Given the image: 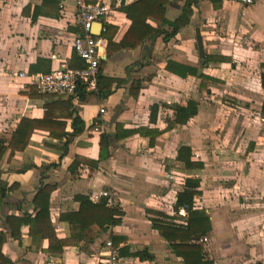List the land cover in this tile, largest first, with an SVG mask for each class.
Returning <instances> with one entry per match:
<instances>
[{"label":"crops","instance_id":"0c3cea01","mask_svg":"<svg viewBox=\"0 0 264 264\" xmlns=\"http://www.w3.org/2000/svg\"><path fill=\"white\" fill-rule=\"evenodd\" d=\"M100 1L110 4L112 13L104 22L115 28L110 53L105 38L100 72L117 81L107 97L95 91L79 100L41 93L28 78L13 75L77 64L75 0H0V139L8 146L22 119L32 120L34 127L23 151L10 155L7 149L0 160L1 178L15 185L0 207V230L7 235L4 255L11 264H97L110 238L119 248V264H186L153 222L187 225L189 213L177 211L175 204L187 179H194L199 185L193 208L211 224L210 232L197 240L203 261L264 264V0L249 6L195 0L189 24L168 41L164 33L154 34L152 54L146 47L154 35L135 49L115 47L131 20L119 9L121 0L114 5L113 0ZM185 3L168 0L166 19L179 18ZM144 10L150 25L173 31L159 13ZM186 67L197 73L185 74ZM203 74L209 78L202 79ZM193 99L198 113L185 122L177 120L176 107H186ZM154 105L158 109L153 119ZM76 116L84 127L75 128ZM229 123L231 131L224 133ZM117 124L121 134L139 127L160 132L151 145L140 133L118 137ZM72 132L79 133L67 135ZM102 133L111 138L107 157L99 160ZM69 139L73 140L67 145ZM185 159L202 166L186 167ZM75 160L79 164L71 171ZM54 163L57 166H51ZM47 184L54 185L50 222L58 239L71 237L62 215L79 209L77 194L90 198L101 190L111 191L120 223L107 231L93 225L79 244L58 245L61 252L48 251L49 239H34L26 224L13 235L7 216L35 214L33 199ZM141 252L152 257L141 258Z\"/></svg>","mask_w":264,"mask_h":264},{"label":"trees","instance_id":"16d2710c","mask_svg":"<svg viewBox=\"0 0 264 264\" xmlns=\"http://www.w3.org/2000/svg\"><path fill=\"white\" fill-rule=\"evenodd\" d=\"M168 0H136L132 4H127L125 0H121L119 9L126 13L127 17L131 20V25L127 32L125 33L122 40L117 43L115 47L118 49H135L143 42L151 38L154 34L164 33V40L168 41L176 32L183 26L190 23V16L193 13L192 5L195 0H186V3L183 7V12L181 16L174 21H169L165 17L166 8L165 4ZM115 0H113L114 5ZM148 9L150 11L159 13L163 17V22L171 25L173 27L172 32L161 31V29L155 28L147 22L149 17L148 13L144 10ZM106 31L102 33L103 37L106 38L109 42L108 51H112L111 45L113 41L114 26L110 25L108 22H105ZM209 56L205 55V61L208 63ZM77 64L74 67L84 66V62L76 55ZM103 61V60H102ZM102 61L100 64V71L102 70ZM167 68L170 70H176V68L169 65ZM190 71L191 74H196L197 70L195 68L186 67L185 74ZM184 74V73H182ZM184 74V75H185ZM209 78L207 75L203 74L202 79ZM117 79L106 77L101 74L98 77V87L96 94L99 97H107L113 91V83ZM262 86L264 88V74H262ZM88 94L83 86H79L75 95H72L70 98H78L79 100H86ZM158 107L154 105L152 107V116L153 119L156 116ZM176 116L177 120L187 121L190 117L195 116L198 111V102L196 100H191L188 102L186 107L178 106L176 107ZM264 112V104H263ZM43 119L46 121L50 119V116L47 114ZM42 119V120H43ZM32 120L22 119L18 128L14 131V134L11 140L8 143V146L5 145V141L0 139V160L2 159L5 151L10 149V155L14 154L16 151H23L30 140L31 134L34 130V127L31 126ZM79 124L84 127V122L78 116L74 118L75 128L78 129ZM122 126L116 125V135L127 136L135 133H140L143 136H148L150 138L151 145H154L156 137L159 135V130L139 127L132 130L123 129V134H121ZM81 132V131H79ZM79 132H72V134H67L68 136L74 137ZM111 135L108 133H102L100 139V156L99 160H103L108 155V149L110 144ZM73 139L67 141V145ZM186 150L181 149V152ZM186 160V159H185ZM79 164L78 161H74L70 166V170L74 169ZM186 167H200L202 164L193 163L190 160H186ZM51 166H57V163H54ZM199 185L198 180L187 179L186 188L178 193L177 202L175 204V209L184 208L190 215V218L187 221V225H179L176 223L163 221V220H154V226L163 231L164 236L169 242H172L173 249L179 256H182L186 264H208L203 261V251L201 245L198 243L201 237L206 236L211 230V224L209 218L203 213L197 212L194 210V197L197 194L198 190L196 189ZM15 185L9 186L8 183L1 178L0 175V207L3 204L7 194L10 190H14ZM54 189V185L47 184L42 189H40L35 198L33 199V205L35 209V214L26 212L23 217H17L14 215H8L7 220L12 228L13 235L20 234V227L22 224L29 226V234L34 238H48L50 241V246L48 251L56 252L62 250V248H57L58 245L66 244L69 242H74L79 244L80 240L86 238V229H91L93 225L99 226L102 231H107L109 226L120 223V219L117 217L121 213L117 211L114 207L107 205V198H103L100 201H92L86 194H77L75 200L80 203V207L77 211L66 213L62 215L63 220L69 222L71 227V237L68 240H60L56 236L54 229L51 226L50 222V197L51 192ZM84 231V232H83ZM6 233L3 230H0V264L10 263V259L4 255L2 247L6 241ZM91 239V238H90ZM195 240V242L193 241ZM141 258L150 259L152 256H145L144 253H139ZM211 264V263H210Z\"/></svg>","mask_w":264,"mask_h":264},{"label":"built area","instance_id":"2783aa9c","mask_svg":"<svg viewBox=\"0 0 264 264\" xmlns=\"http://www.w3.org/2000/svg\"><path fill=\"white\" fill-rule=\"evenodd\" d=\"M239 2L249 6L259 0H227ZM77 19L79 22V33L74 38L73 46L79 58L84 62L82 67L59 66L48 73L27 72L13 73L19 77H26L30 84L35 86L41 93L54 95H75L79 86H83L86 93L92 94L97 91L98 77L100 75V64L103 60V46L106 39L102 36L105 31L104 20L112 13L109 3L94 0H75ZM102 23L99 34H95L93 27L96 23ZM3 69L0 68V72ZM101 113H105V108H100ZM100 130V125L95 126ZM93 201H100L107 198L108 205L114 207L112 193L108 190H101L90 195ZM185 213L184 208L179 209ZM120 251L115 246L112 239L104 241L97 256V264H119Z\"/></svg>","mask_w":264,"mask_h":264},{"label":"water","instance_id":"95a60500","mask_svg":"<svg viewBox=\"0 0 264 264\" xmlns=\"http://www.w3.org/2000/svg\"><path fill=\"white\" fill-rule=\"evenodd\" d=\"M102 26V23H96L93 27V31L95 34H99V29L100 27ZM157 38V35H154L153 38L151 39V43L150 45H148L146 48H148L150 54H152L153 52V47H154V44H155V40ZM197 41H198V48H199V54L201 57L204 56V45H203V41H202V37H201V34H200V31L199 29H197Z\"/></svg>","mask_w":264,"mask_h":264},{"label":"rangeland","instance_id":"374dc122","mask_svg":"<svg viewBox=\"0 0 264 264\" xmlns=\"http://www.w3.org/2000/svg\"><path fill=\"white\" fill-rule=\"evenodd\" d=\"M215 102V101H214ZM214 114H215V111H214ZM221 114V113H220ZM231 127L232 125L229 123L228 125H225V128H224V133H228L231 131ZM211 131L214 133V127L211 129Z\"/></svg>","mask_w":264,"mask_h":264}]
</instances>
